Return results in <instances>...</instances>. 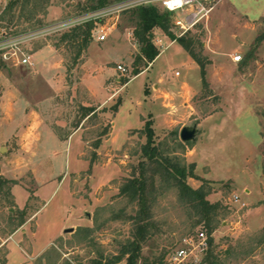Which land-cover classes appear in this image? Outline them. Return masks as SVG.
<instances>
[{
	"label": "rangeland",
	"instance_id": "1",
	"mask_svg": "<svg viewBox=\"0 0 264 264\" xmlns=\"http://www.w3.org/2000/svg\"><path fill=\"white\" fill-rule=\"evenodd\" d=\"M86 1L51 0L45 24L80 15ZM206 2L210 11L197 23L187 21L191 9L170 14L176 35L188 30L186 36L197 40L196 51L206 61L204 75L178 41L156 29L154 42L161 52L133 76L140 45L130 10L96 14L97 25L104 26L99 33L108 36L95 43L92 35L77 60V47L57 45L67 31L61 29L19 42L26 53L49 46L41 56H54L44 66V58L35 56V65L0 63V175L17 181L10 200L0 191V264H93L99 251L106 257L117 254L131 237L132 223L110 217L125 204L120 187L140 161L147 120L157 141L170 150L184 126L198 125L197 138L176 150L186 163H195L201 178L188 182L211 187L208 198L222 208L210 254L205 224L194 226L175 189L166 191L155 207L161 230L144 245L139 264L161 257L163 264H214L210 261L216 258L218 264H264V0ZM7 5L0 0V41L34 24L19 19V11L15 19L4 14ZM3 51L13 48L8 43ZM237 54L239 62L233 58ZM110 91L113 98L101 105ZM83 103L97 113L84 116ZM110 121L114 126L96 147ZM79 126L81 132L70 136ZM22 220L29 222L24 242L4 243ZM183 246L190 255L175 261L176 249Z\"/></svg>",
	"mask_w": 264,
	"mask_h": 264
},
{
	"label": "trees",
	"instance_id": "2",
	"mask_svg": "<svg viewBox=\"0 0 264 264\" xmlns=\"http://www.w3.org/2000/svg\"><path fill=\"white\" fill-rule=\"evenodd\" d=\"M118 1L121 0H87L81 14ZM50 5L51 0H9L4 14L8 13L10 18L15 19L17 16L16 12L19 11V19L34 23L31 27L21 28L19 32L15 33L18 34L45 25L44 15L48 13ZM129 10L126 13L130 12L131 25L134 26L133 33L137 43L140 45V51L134 60L133 76L145 70L161 52L154 42L156 29L162 30L172 40L178 41L201 65L202 74H205L206 61L196 51L195 44L197 40L186 36L188 30L183 35H176L174 31L175 23L170 16L171 12L161 11L155 5L138 6ZM3 19L4 15L0 17L1 21ZM95 25L94 21H87L73 26L58 38L57 45L67 43L77 47V60L89 46ZM0 63L6 64L1 57ZM129 80L130 78H127L125 83ZM120 103L121 99L112 105L111 108L114 112L118 110ZM82 109L84 116L88 118L97 113V109L94 106L83 105ZM103 111H106V109L104 108ZM111 127L112 121L104 126L96 141V147L100 146L102 136L108 134ZM143 130L147 136V141L141 147L140 161L133 169L132 174L124 180L120 187L119 195L125 204L117 213L110 217L112 219L121 217L124 221H130L132 223L131 237L121 244L117 254L106 257L103 251H99V256L93 259V264H117L124 259H126V264H139L143 258L144 245L152 235L161 230L155 207L160 196L170 189H175L180 202L191 213V217L195 219L192 224L197 226L204 223L205 227H207L208 251L211 254V247L215 242L213 233L220 223L221 203L212 202L208 198L209 193L212 191L211 187L207 189L205 185H202L194 188L188 182L189 177L201 178L195 173V163H186L182 156L177 153L176 148L185 146V143L176 138L177 146L173 147L172 150L167 149L168 147H164L162 142L157 141L154 127L149 120L145 122ZM16 182L15 179L0 175V191L5 190L4 194L8 196L9 200L12 196V183ZM130 207L132 209L129 211L128 208ZM10 215L11 221H15L13 213H10ZM24 223L25 221L22 220L13 232ZM86 231L90 230L86 229ZM148 263L163 264L162 257L159 262L152 260ZM210 263L218 264L217 258L210 261Z\"/></svg>",
	"mask_w": 264,
	"mask_h": 264
},
{
	"label": "built area",
	"instance_id": "3",
	"mask_svg": "<svg viewBox=\"0 0 264 264\" xmlns=\"http://www.w3.org/2000/svg\"><path fill=\"white\" fill-rule=\"evenodd\" d=\"M6 3L9 2V0H2ZM206 0H121L116 3L101 7L99 9H96L94 11L82 13L80 15H77L74 18H69L63 21H59L57 23H51V24H45L43 26H40L35 29L27 30L23 33H18L13 35L12 37L8 38L7 40H1L0 41V57L3 60H13L14 62H23L24 64H32L31 60V52H25L20 49L19 42L22 41V38H26L28 35H35L38 33H48V32H55L59 31L61 29H71L73 26L77 24H82L87 21H94L95 27L92 31V35L99 41H104L108 33L103 32L99 33V29L101 28L102 31H104L103 25H97L99 24V18L96 16V14H102L107 15L108 13L116 12L120 14V12H124L126 10H129L131 8H135L138 6H144V5H161L166 10L170 12H177V11H185L187 9H191V12L189 15H187V21L190 23H197L201 18L208 15V12L210 9L207 7ZM183 28H186L184 24H181ZM21 40V41H20ZM161 41V39H160ZM10 44L13 48V51H3L4 48H6V44ZM4 44V45H3ZM20 51V53H19ZM23 53V54H21ZM234 60L236 62H239L242 60V55L237 54L234 57ZM118 69H121L123 71L127 70V68L121 64H118ZM199 235L202 238H205V231H200ZM186 242L189 244H192V239L187 238ZM204 244V242H202ZM190 255L189 249L185 246L179 247L176 249L173 259L175 261H183L186 257Z\"/></svg>",
	"mask_w": 264,
	"mask_h": 264
},
{
	"label": "crops",
	"instance_id": "4",
	"mask_svg": "<svg viewBox=\"0 0 264 264\" xmlns=\"http://www.w3.org/2000/svg\"><path fill=\"white\" fill-rule=\"evenodd\" d=\"M105 41V40H104ZM94 42L96 43V42H98V40L97 39H94ZM100 42H102V41H100ZM171 42H175V41H172L171 40ZM46 47H48L49 48V46H44V47H42V48H40V49H38V50H36L35 52H32L31 53V60H32V64H34L35 65V60H33V56H35L36 57V59H38V61H39V59H40V57L41 58H44V60H43V66L45 65V64H47V63H49V61H51L52 60V58H53V54H51V58L49 57V58H47V57H45L44 55L43 56H41V50H43V49H45ZM46 53H48V51L46 52ZM49 54V53H48ZM94 70H95V68H94ZM49 74V76H48V78L50 77V74H52V76H53V73H48ZM88 80V81H87ZM116 80H119V78L117 77L116 78ZM53 81L55 82V84H56V80L55 79H53ZM90 79H85V84H86V86L88 87V90L93 94L94 92H93V87L90 85ZM95 96V95H94ZM113 98V94H112V91H110V93L105 97V98H103L102 100H100V102L102 103L101 105H103V104H106L107 102H109L111 99ZM83 105L84 106H90L91 104L90 103H83ZM45 121L44 120H42L40 123H38V126H42V124L44 123ZM47 122V121H46ZM114 126V122H113V125H112V127ZM131 129V128H130ZM113 131V130H112ZM130 131V130H129ZM81 132V126H79V128H77V129H75L71 134H70V136L72 135V134H74V133H80ZM14 187H13V193H14ZM15 195V194H14ZM16 200H17V198H16ZM38 216V215H37ZM37 216H36V218H37ZM29 227V222H28V220L21 226V227H19L18 229H16L14 232H12L11 234H10V236H8V238H6V241L4 242V243H6L7 245L9 244V242H11V241H14V240H18V241H22V242H24V239H25V235H26V232H27V228ZM40 228V226H39V223L38 222H36V229L38 230ZM36 230V231H37ZM30 240H32V238L30 237ZM36 244H37V242H35ZM32 249L34 250V251H37V245L35 246L34 244H32ZM8 260H9V256H8Z\"/></svg>",
	"mask_w": 264,
	"mask_h": 264
},
{
	"label": "water",
	"instance_id": "5",
	"mask_svg": "<svg viewBox=\"0 0 264 264\" xmlns=\"http://www.w3.org/2000/svg\"><path fill=\"white\" fill-rule=\"evenodd\" d=\"M198 125L193 124V125H186L181 129L180 132V138L184 143H190L194 141L197 138L198 134ZM68 231H72L73 228H68L66 229Z\"/></svg>",
	"mask_w": 264,
	"mask_h": 264
}]
</instances>
